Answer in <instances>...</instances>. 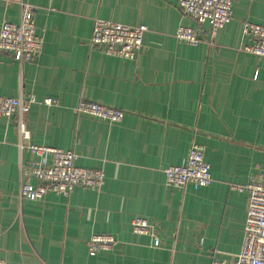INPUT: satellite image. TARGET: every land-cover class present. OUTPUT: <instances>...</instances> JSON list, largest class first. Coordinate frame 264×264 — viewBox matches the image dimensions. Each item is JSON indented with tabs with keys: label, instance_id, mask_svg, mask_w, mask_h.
Instances as JSON below:
<instances>
[{
	"label": "crops",
	"instance_id": "0c3cea01",
	"mask_svg": "<svg viewBox=\"0 0 264 264\" xmlns=\"http://www.w3.org/2000/svg\"><path fill=\"white\" fill-rule=\"evenodd\" d=\"M34 7L44 39L34 62L3 56L0 95H33L31 143L75 151L77 166L105 174L101 189H75L23 200L19 136L0 117V260L6 264H211L240 253L248 197L231 189L264 177V58L243 51L246 21L264 25V0H236L232 22L198 46L178 42L179 0H0V27ZM146 25L134 61L90 47L94 20ZM47 98L56 106L42 104ZM80 101L124 112L118 124L77 115ZM198 145L211 165L208 187L166 185L164 169L186 163ZM30 156L26 155V159ZM36 185L37 181L32 180ZM154 224L162 239L136 235L133 220ZM111 235L109 252L88 241Z\"/></svg>",
	"mask_w": 264,
	"mask_h": 264
},
{
	"label": "built area",
	"instance_id": "2783aa9c",
	"mask_svg": "<svg viewBox=\"0 0 264 264\" xmlns=\"http://www.w3.org/2000/svg\"><path fill=\"white\" fill-rule=\"evenodd\" d=\"M236 0H179V11L184 19L198 25H210L211 39L202 36V30L180 25L175 33L178 42L198 46L212 40L215 33L229 25L234 17ZM146 25L130 26L115 21L97 18L94 20L90 47L106 56L134 61L145 47ZM242 34L252 40L244 45L243 51L264 58V25L246 21ZM43 37L38 34L34 17V7L21 3L18 23H4L0 27V66L4 55L12 56L20 63L34 62L42 53ZM42 104L56 106L57 101L47 98ZM38 105L36 98L21 91L18 97L0 95V117L13 119L19 136L21 156V185L19 196L23 200L40 201L50 192L68 197L75 189H101L105 174L77 166L75 151L37 146L31 143L32 133L27 116L32 106ZM77 115H86L118 124L124 112L93 101H80L74 108ZM26 155L30 158L26 159ZM166 185L173 189H183L188 185L203 188L213 183L211 165L204 151L193 145L187 161L183 165L164 169ZM36 180L37 184H32ZM232 190L246 193L248 197L247 215L244 226L243 243L240 253L233 261L214 258L211 264H264V177L251 180L245 185H233ZM136 235H146L153 240L154 247L162 244V239L154 224L136 217L132 223ZM117 241L111 235H94L88 241L91 256L111 251ZM0 264H6L0 260Z\"/></svg>",
	"mask_w": 264,
	"mask_h": 264
}]
</instances>
